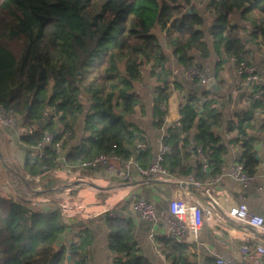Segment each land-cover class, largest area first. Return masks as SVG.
I'll return each mask as SVG.
<instances>
[{
    "label": "trees",
    "instance_id": "16d2710c",
    "mask_svg": "<svg viewBox=\"0 0 264 264\" xmlns=\"http://www.w3.org/2000/svg\"><path fill=\"white\" fill-rule=\"evenodd\" d=\"M234 12L249 24L233 22ZM209 13L214 15L206 28ZM173 19L175 30L170 25ZM241 30L249 44H261L264 0H0V103L21 116L20 139L30 146L18 165L19 173L38 176L44 174L42 168L53 169L59 160L52 144L63 139V146L68 145L83 112L86 135L81 145L67 150V166L84 164L101 153L130 157V145L145 140L126 118L142 106L135 82L143 78V67L153 62L152 74L160 81L154 106L161 126L167 115L161 103L170 97L166 46L185 69L195 64V51L203 57L212 54L211 41L222 57L218 64L232 57L246 62L251 49L246 48ZM262 87L256 83L253 91ZM210 94V89L202 95L187 93L179 121L167 124L164 141L172 144V151L165 159L172 172H194L202 179L223 170L229 143L218 129L225 124V115L213 105L216 98ZM246 96L249 109L236 112L226 131L236 132L230 141L241 144L240 160L254 175L260 160L257 139L248 128L255 118L252 110L264 112V102L251 91ZM195 127L198 131L191 136ZM45 130L54 138L39 158ZM190 144L204 150L210 170L204 171L201 160L185 152ZM150 160V148L140 150L137 161L148 165ZM55 186L48 184L46 191L63 198V189ZM69 218L61 200L35 207L26 198L0 191V264H69V252L73 264H89L92 231L85 225L74 228ZM106 220L108 247L117 264H151L134 239V219L107 213ZM73 228L68 245L62 244L64 234ZM157 242L174 263L198 264L185 244L166 235L158 236ZM206 261L217 264L210 258Z\"/></svg>",
    "mask_w": 264,
    "mask_h": 264
},
{
    "label": "crops",
    "instance_id": "0c3cea01",
    "mask_svg": "<svg viewBox=\"0 0 264 264\" xmlns=\"http://www.w3.org/2000/svg\"><path fill=\"white\" fill-rule=\"evenodd\" d=\"M177 7L180 10L181 7ZM208 15L212 18L214 13H209ZM230 15L233 22L240 23L243 26L249 24L241 18L239 12H234ZM170 25L175 30L177 20L173 19ZM205 26L208 28V20ZM260 43L259 45L248 43L247 48L251 49L250 55L261 74V84L264 89L263 37H260ZM211 46L212 54L209 57H203L195 51V64L207 65L219 86L217 90L210 89V96L216 98L218 107L222 109L225 115V124L218 131L225 141L229 143V153L224 156L223 165L226 172L232 167L236 156L241 155L243 151L241 144H235L230 141L236 135V132L229 133L226 131L227 121L236 112L249 109L250 101L246 95L249 94L251 88L240 83L236 71L237 64L233 60L228 58L222 64H218L217 57L221 56L215 52L212 41ZM166 54V65L171 72L166 78L169 83L170 97L168 99L169 107L165 123L161 126L156 123L154 97L156 87L160 84V81L152 74L151 63L143 67V78L135 82V90L142 99V106L140 104L137 105L135 112L126 116L127 120L131 121L139 129V133L145 139L142 141H145L147 148H150V162L152 161L153 153L159 147L163 132L167 130V124L179 121L180 104L185 95L192 91L202 95L203 91L208 90L207 84H202L187 77L185 68L176 59L171 47L166 46ZM88 106L89 104H85V110L88 109ZM252 111L255 118L252 126L248 128V133L257 139L256 148L260 160L257 171L246 187L240 181L226 174L216 188H222L224 192L229 194L224 199L228 198L231 202L244 199L252 211L264 215V112L260 108H255ZM85 116L86 112H83L75 121L72 137L68 145L64 147L65 152L72 147L81 145L82 139L86 135ZM197 131L196 127L193 128L191 136H194ZM138 142L130 145L132 152L136 155V159L140 152L137 147ZM16 146H19L23 158L27 148L20 146L19 143H16ZM116 156H111V161L115 164L114 170H109L105 163H96L93 165L68 166L69 168L65 173L49 169L48 172L42 174L44 178L49 177L46 175L58 174V177L63 179L62 185L58 186L57 189H63L61 195L71 206V209L67 211L68 215H70L69 220L74 224V228L85 225L91 229L93 242L88 249L89 264H117L115 254L108 247L109 228L106 217L107 213L111 214V212H117V214H121L124 217L134 219V239L142 254L151 264H180L174 263L172 259L166 257L157 242V237L166 235V224L169 215L168 206L172 198L186 193L192 200H199L206 207H211L204 189L193 185L180 184L177 178L185 173H177L176 179L173 180L144 182L134 163L129 167H123ZM120 170L128 172L129 177H124ZM77 175L85 176L87 182L75 183L73 177ZM66 185H72L71 189L68 190ZM139 197L148 198L155 203L157 210L156 220L145 219L140 216L135 207V202ZM212 209L213 213L208 219L206 218L204 226L199 231L198 241L193 244L180 242L185 244L189 251L194 254L192 259L197 261L198 264H205L207 258L216 262L217 256H222L229 261L241 262L239 247L243 242L264 241V235L251 234L252 232L244 222L220 217L217 211V209H220L216 206H212ZM74 228L69 229L64 234L62 244L68 245L72 234L75 232ZM220 228L225 230V234L219 232Z\"/></svg>",
    "mask_w": 264,
    "mask_h": 264
},
{
    "label": "built area",
    "instance_id": "2783aa9c",
    "mask_svg": "<svg viewBox=\"0 0 264 264\" xmlns=\"http://www.w3.org/2000/svg\"><path fill=\"white\" fill-rule=\"evenodd\" d=\"M240 36L244 39L245 31H240ZM246 40L244 39L243 42ZM246 48L248 42H245ZM221 60L222 57H217ZM237 64V74L239 76V81L244 86L251 88L254 98L262 100L264 102V89L260 88L253 91V85L256 83H261V74L255 63L252 61V56L249 54L248 61H239L237 58H230ZM186 75L192 80H197L202 84H207L214 75L212 74L210 68L207 65L193 64L185 69ZM213 105H218L216 100ZM168 100L161 103V109L168 112ZM17 118L11 112L8 111L5 106L0 103V124H14ZM167 130L163 132L162 139L159 144L158 149L153 153L152 161L148 165H143L136 159L134 153L130 157L125 158L123 156H116L118 161L123 167H129L132 163L136 165L140 174L143 177L144 182H151L155 180H173L177 177V172H172L166 162V155L172 151V144L164 141V136ZM183 136H185L183 134ZM54 135L51 131L45 130L44 138L38 145L37 156L40 158L43 156V148L48 144H52ZM195 143V142H193ZM53 149L57 152L59 163L55 165L53 170H59L65 173L69 168L66 164V152L64 151L63 139L56 141L52 144ZM138 149L142 150L147 148V143L145 141H139L137 143ZM185 152L189 153L195 158H199L202 162V168L204 171L210 170L208 156L200 146L194 144L187 145L185 147ZM111 154L101 153L94 158L85 162V165H93L96 163H105L109 170L115 169V164L111 161ZM124 177H129L128 172L120 170ZM177 174V175H176ZM228 174L233 179L240 181L243 186H247L253 175H249L244 168V164L240 160V155L236 156V159L232 167L225 172L224 168L221 172L212 174L206 179H201L195 176V174L187 173L177 178L180 184L193 185L198 188H203L206 193L209 204L211 207H206L199 200L195 201L183 193L181 196H176L172 198L169 202L168 210L169 215L166 224V235L173 238L178 242H188L193 244L199 239V231L204 226L206 218L208 219L213 213L212 206L218 207V215L220 217H227L236 219L244 222L247 227L252 232L251 234L264 235V215L252 211L248 203L244 200L230 201L224 199L229 195L224 192L222 188H216L223 177ZM32 178L31 174H27ZM75 183H86L87 178L82 175L74 176ZM72 185H66V188L71 189ZM135 207L140 213V216L145 219L156 220L157 210L155 203L148 198L139 197L135 202ZM62 208L65 212L71 209L69 203L63 202ZM68 213V212H67ZM111 215L122 216L117 214V212H111ZM222 234H225V230L220 228ZM241 262L229 261L222 256H217L216 262L218 264H264V241H245L240 247Z\"/></svg>",
    "mask_w": 264,
    "mask_h": 264
},
{
    "label": "rangeland",
    "instance_id": "374dc122",
    "mask_svg": "<svg viewBox=\"0 0 264 264\" xmlns=\"http://www.w3.org/2000/svg\"><path fill=\"white\" fill-rule=\"evenodd\" d=\"M179 8L176 7V11ZM207 20L211 17L206 15ZM161 38L164 37V33L157 29ZM86 105H88L87 95L83 93L82 96ZM17 118L14 124H0V191L6 195L14 198H26L31 201V205L35 207H49L53 200H57L61 203L66 202L65 198H59L55 194H51L46 191V186L56 185L60 187L63 183V179H60L58 174L46 175L49 177L44 178L43 175L29 177L26 173L21 175L19 173L20 162L22 161L23 154L20 152V146L28 148L26 143L20 139V135L23 131V123L21 116L15 115ZM48 172V171H47ZM46 173V172H45Z\"/></svg>",
    "mask_w": 264,
    "mask_h": 264
},
{
    "label": "water",
    "instance_id": "95a60500",
    "mask_svg": "<svg viewBox=\"0 0 264 264\" xmlns=\"http://www.w3.org/2000/svg\"><path fill=\"white\" fill-rule=\"evenodd\" d=\"M226 59H228V58H226ZM151 65H153V62H151ZM219 89V86L217 85V80H216V78L215 77H213L208 83H207V89ZM258 158H259V156H258ZM49 170V168L48 167H46V168H42L41 169V173H45V172H47ZM61 243V242H60ZM67 261L69 262V264H73V262H72V255H71V252H69L68 254H67Z\"/></svg>",
    "mask_w": 264,
    "mask_h": 264
}]
</instances>
